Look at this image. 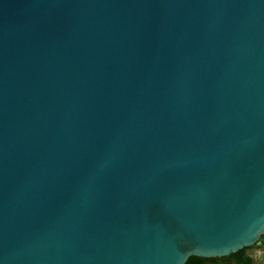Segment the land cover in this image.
Masks as SVG:
<instances>
[{
  "label": "water",
  "instance_id": "obj_1",
  "mask_svg": "<svg viewBox=\"0 0 264 264\" xmlns=\"http://www.w3.org/2000/svg\"><path fill=\"white\" fill-rule=\"evenodd\" d=\"M262 233L264 0H0V264Z\"/></svg>",
  "mask_w": 264,
  "mask_h": 264
},
{
  "label": "trees",
  "instance_id": "obj_2",
  "mask_svg": "<svg viewBox=\"0 0 264 264\" xmlns=\"http://www.w3.org/2000/svg\"><path fill=\"white\" fill-rule=\"evenodd\" d=\"M264 239V233H262L253 245L243 247L236 252L228 254L222 257H199V256H190V260H186L184 264H206L209 263H220V264H253V258L248 253L249 249L257 244L259 241ZM212 258V259H208Z\"/></svg>",
  "mask_w": 264,
  "mask_h": 264
},
{
  "label": "crops",
  "instance_id": "obj_3",
  "mask_svg": "<svg viewBox=\"0 0 264 264\" xmlns=\"http://www.w3.org/2000/svg\"><path fill=\"white\" fill-rule=\"evenodd\" d=\"M248 253L253 258V264H264V239L251 247Z\"/></svg>",
  "mask_w": 264,
  "mask_h": 264
},
{
  "label": "snow or ice",
  "instance_id": "obj_4",
  "mask_svg": "<svg viewBox=\"0 0 264 264\" xmlns=\"http://www.w3.org/2000/svg\"><path fill=\"white\" fill-rule=\"evenodd\" d=\"M255 239V237L253 238V240ZM252 241L250 240V241H248L247 243H251ZM238 247H240V245H239V243H237V244H235L233 247H232V249L230 250V251H228V252H232V251H235ZM190 252H192V253H195L196 252V249H192ZM199 255V254H198ZM191 259V257L190 256H186V260H190ZM208 259H212V258H208Z\"/></svg>",
  "mask_w": 264,
  "mask_h": 264
},
{
  "label": "rangeland",
  "instance_id": "obj_5",
  "mask_svg": "<svg viewBox=\"0 0 264 264\" xmlns=\"http://www.w3.org/2000/svg\"><path fill=\"white\" fill-rule=\"evenodd\" d=\"M255 245H256V244H255ZM255 245H254V246H255ZM206 264H220V263H217V262H216V263H209V262H207Z\"/></svg>",
  "mask_w": 264,
  "mask_h": 264
}]
</instances>
